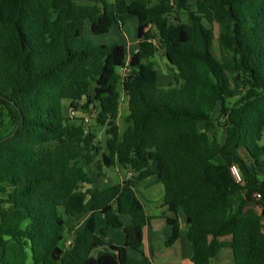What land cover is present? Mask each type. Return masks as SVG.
<instances>
[{
	"label": "trees",
	"instance_id": "obj_1",
	"mask_svg": "<svg viewBox=\"0 0 264 264\" xmlns=\"http://www.w3.org/2000/svg\"><path fill=\"white\" fill-rule=\"evenodd\" d=\"M132 20L129 63L117 41L85 37L86 23L99 38ZM160 52L175 74L167 88ZM0 109L11 128L0 136V264H148L136 187L152 176L167 222L185 213L194 264L226 248L233 264H264V0H0ZM112 168L126 180L96 187ZM255 200L260 216L246 210Z\"/></svg>",
	"mask_w": 264,
	"mask_h": 264
},
{
	"label": "crops",
	"instance_id": "obj_2",
	"mask_svg": "<svg viewBox=\"0 0 264 264\" xmlns=\"http://www.w3.org/2000/svg\"><path fill=\"white\" fill-rule=\"evenodd\" d=\"M195 1L189 0V4H194ZM132 24L137 25L135 35L131 38L126 32L125 27L121 30L114 28L109 36L112 41L116 42L119 39H124L126 46L124 47L130 62L132 57L139 51L140 45V31L137 20H132ZM89 33H90V25ZM134 34V33H133ZM115 35L118 38H115ZM108 36V35H107ZM127 38L128 40H126ZM168 79L165 84H170ZM164 82L162 83L163 86ZM69 103H66V111L69 108ZM129 114L128 98H122L120 116L126 117ZM115 173L109 175L104 170V176L95 178L94 185L98 188H105L112 185L121 184L126 180V173L121 172L116 168ZM136 194L140 200L146 216L150 218L149 224L144 229L143 254L148 260V264H194L192 262V247L188 240V223L185 213L182 208L177 211V220L174 224H169L167 218H172L173 214L169 213V206L165 202V188L161 180L157 176H152L142 182L137 183ZM246 210L258 216L261 215L262 210L258 206L256 200L248 204ZM119 230H112L107 238L112 244L116 246H124L125 239L117 232ZM129 255L135 259H142L143 255L140 253H131ZM212 264H233L231 250L226 248L219 252Z\"/></svg>",
	"mask_w": 264,
	"mask_h": 264
},
{
	"label": "rangeland",
	"instance_id": "obj_3",
	"mask_svg": "<svg viewBox=\"0 0 264 264\" xmlns=\"http://www.w3.org/2000/svg\"><path fill=\"white\" fill-rule=\"evenodd\" d=\"M196 0H192V2ZM181 20L183 23H187L188 22V14H182L181 16ZM89 24L86 23V26H85V37L86 38H91V39H94L96 43H99V44H111L113 43L112 41V37L111 36H102V37H99V38H94L91 33H89ZM125 29H126V33L129 35L127 36V38H131L133 35H135L136 33V30H137V25L136 24H132V22H128L126 25H125ZM134 33V34H133ZM115 38H118L117 35H115ZM127 38H125L126 40H128ZM119 44H121L122 46H126L125 44V41L124 39H119V41H117ZM154 63H155V67H156V70H157V73H158V79H159V84L160 86H162L163 88H167L169 87V85L165 84V82L170 79L171 83H173V80H172V77L175 75L174 74V71L170 69V65L167 61V59L165 58V56L163 55V52H160L157 54V56L155 57V59L153 60ZM129 63V62H128ZM165 81V82H164ZM164 82V85H162V83ZM124 97V95H123ZM219 109V108H218ZM70 110H71V107L69 106V108L67 109L66 111V115L71 118V119H75V118H85V117H91L90 114L88 115H84V112L81 110V109H77V116H74L72 117L70 115ZM215 117H218V114L215 115ZM124 117H122L120 120H119V126H120V132L121 134L124 133L125 131V123H124V120H123ZM4 121H7L6 117L3 116L2 118V122ZM0 123H1V109H0ZM3 126V125H2ZM0 126V136H3L4 134H7L8 131L11 129L7 124L2 127ZM97 135L99 137V140L100 142L104 143L105 140H107V136H106V131L105 129H98L97 130ZM262 145H264V134H263V140H262ZM109 175H111L112 173L114 174L115 173V169L112 168V169H104ZM262 181H264V177L261 178ZM112 184H115V183H111ZM110 185V186H111ZM100 220V227H104L105 224L102 220V218L99 219ZM119 233V235H121L123 237V234L122 232L119 230L117 231ZM131 253H134L133 251ZM28 264H33V261L32 259L30 258L29 261H28Z\"/></svg>",
	"mask_w": 264,
	"mask_h": 264
},
{
	"label": "built area",
	"instance_id": "obj_4",
	"mask_svg": "<svg viewBox=\"0 0 264 264\" xmlns=\"http://www.w3.org/2000/svg\"><path fill=\"white\" fill-rule=\"evenodd\" d=\"M128 73V70L127 69H122L121 71H120V76L123 78V77H125L126 76V74ZM77 109H73V108H71V110H70V115L72 116V117H74V116H77ZM84 121H85V123H88L89 121H90V117H85L84 118ZM232 173H233V176H234V178L236 179V181L238 182V183H241V175H240V172H239V170H238V168L237 167H233L232 168ZM130 176V175H129ZM129 176H128V178H129ZM255 199L256 200H260L261 199V195H255ZM70 245V241H68L67 242V246H69Z\"/></svg>",
	"mask_w": 264,
	"mask_h": 264
},
{
	"label": "water",
	"instance_id": "obj_5",
	"mask_svg": "<svg viewBox=\"0 0 264 264\" xmlns=\"http://www.w3.org/2000/svg\"><path fill=\"white\" fill-rule=\"evenodd\" d=\"M4 140H8V138L4 139Z\"/></svg>",
	"mask_w": 264,
	"mask_h": 264
}]
</instances>
